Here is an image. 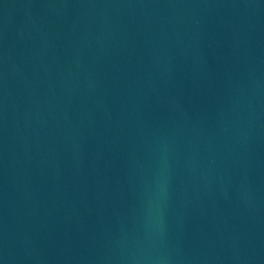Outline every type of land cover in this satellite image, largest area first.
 Returning a JSON list of instances; mask_svg holds the SVG:
<instances>
[{"label":"water","instance_id":"1","mask_svg":"<svg viewBox=\"0 0 264 264\" xmlns=\"http://www.w3.org/2000/svg\"><path fill=\"white\" fill-rule=\"evenodd\" d=\"M0 264H264V0H0Z\"/></svg>","mask_w":264,"mask_h":264}]
</instances>
